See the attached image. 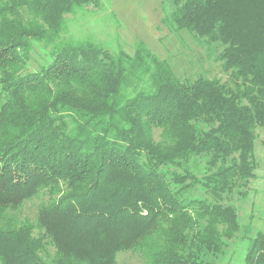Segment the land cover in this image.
Instances as JSON below:
<instances>
[{
    "label": "trees",
    "instance_id": "1",
    "mask_svg": "<svg viewBox=\"0 0 264 264\" xmlns=\"http://www.w3.org/2000/svg\"><path fill=\"white\" fill-rule=\"evenodd\" d=\"M99 3L0 0V264H118L128 251L216 264L239 236L243 264H264V228L231 200L248 198L258 164L264 0H162L171 30L220 43L226 80L183 82L141 41L132 53L69 42L28 70L33 40Z\"/></svg>",
    "mask_w": 264,
    "mask_h": 264
},
{
    "label": "rangeland",
    "instance_id": "2",
    "mask_svg": "<svg viewBox=\"0 0 264 264\" xmlns=\"http://www.w3.org/2000/svg\"><path fill=\"white\" fill-rule=\"evenodd\" d=\"M172 7L171 2H167ZM168 8L162 0H100L81 6L76 12L66 15V28L52 42L33 40V50L27 58L28 70H38L51 61L50 53L69 42L92 40L107 50L117 53L124 49L133 52L134 44L141 41L162 59H166L175 75L183 82H192L199 77H215L226 80L220 62L215 60L220 47L208 48L201 38H195L187 29L179 32L162 23ZM254 156L258 161L255 178L249 185L248 198L231 197L238 208L244 224L252 230L264 228V127H258L254 139ZM45 197L28 201L23 210L24 218L34 219L39 204ZM248 240L241 236L234 239L216 264H243ZM118 264H142L137 253L121 252Z\"/></svg>",
    "mask_w": 264,
    "mask_h": 264
}]
</instances>
